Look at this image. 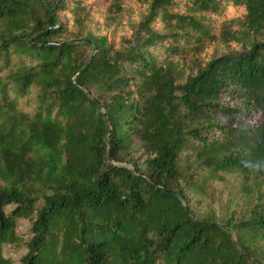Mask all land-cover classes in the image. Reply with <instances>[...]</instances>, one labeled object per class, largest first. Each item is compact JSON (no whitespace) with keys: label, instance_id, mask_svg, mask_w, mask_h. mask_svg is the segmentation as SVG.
<instances>
[{"label":"trees","instance_id":"obj_1","mask_svg":"<svg viewBox=\"0 0 264 264\" xmlns=\"http://www.w3.org/2000/svg\"><path fill=\"white\" fill-rule=\"evenodd\" d=\"M6 244L264 264V0H0Z\"/></svg>","mask_w":264,"mask_h":264},{"label":"rangeland","instance_id":"obj_2","mask_svg":"<svg viewBox=\"0 0 264 264\" xmlns=\"http://www.w3.org/2000/svg\"><path fill=\"white\" fill-rule=\"evenodd\" d=\"M25 232H26V226L23 221H20L17 227V233L20 235ZM22 252L23 251L21 249L11 246L10 244L3 245L2 247L3 256L11 259L13 264H19V259Z\"/></svg>","mask_w":264,"mask_h":264}]
</instances>
